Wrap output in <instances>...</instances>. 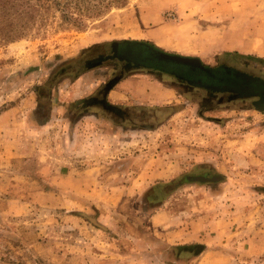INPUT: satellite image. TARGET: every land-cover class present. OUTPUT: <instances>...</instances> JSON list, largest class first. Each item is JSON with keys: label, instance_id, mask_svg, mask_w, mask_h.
Segmentation results:
<instances>
[{"label": "rangeland", "instance_id": "1", "mask_svg": "<svg viewBox=\"0 0 264 264\" xmlns=\"http://www.w3.org/2000/svg\"><path fill=\"white\" fill-rule=\"evenodd\" d=\"M26 2L0 37V264H264V105L144 72L107 96L128 121L79 103L121 41L264 83V0Z\"/></svg>", "mask_w": 264, "mask_h": 264}, {"label": "flooded vegetation", "instance_id": "2", "mask_svg": "<svg viewBox=\"0 0 264 264\" xmlns=\"http://www.w3.org/2000/svg\"><path fill=\"white\" fill-rule=\"evenodd\" d=\"M104 49L95 48L97 53L82 62L86 71L97 70L95 76L107 79L79 103H84L86 107H97L109 114L119 113L124 121H128L126 111L117 109V105L109 102L107 96L118 83L135 72L171 77L174 85L178 83L188 87L186 93H191L194 87L203 90L206 100L232 102L249 99L256 105H264V83L261 80L223 65L203 66L190 57L167 53L140 41L115 42L109 45V50ZM102 70L104 73H99Z\"/></svg>", "mask_w": 264, "mask_h": 264}, {"label": "trees", "instance_id": "3", "mask_svg": "<svg viewBox=\"0 0 264 264\" xmlns=\"http://www.w3.org/2000/svg\"><path fill=\"white\" fill-rule=\"evenodd\" d=\"M27 0H0V37L6 41H11L23 36V31L20 28H25L23 25L18 27L13 24L14 19H23L25 14H28L30 10H27L29 5ZM31 9V7H30ZM252 58V57H251ZM255 62L261 63L264 66V59L254 57Z\"/></svg>", "mask_w": 264, "mask_h": 264}, {"label": "crops", "instance_id": "4", "mask_svg": "<svg viewBox=\"0 0 264 264\" xmlns=\"http://www.w3.org/2000/svg\"><path fill=\"white\" fill-rule=\"evenodd\" d=\"M83 74H84V73H83ZM83 74H81V75L78 76V80L82 77ZM76 80H77V79H76ZM121 82H122V81H121ZM121 82H120V83H121ZM109 102H110V101H109ZM111 103H112V102H111ZM112 104H113V103H112Z\"/></svg>", "mask_w": 264, "mask_h": 264}, {"label": "water", "instance_id": "5", "mask_svg": "<svg viewBox=\"0 0 264 264\" xmlns=\"http://www.w3.org/2000/svg\"><path fill=\"white\" fill-rule=\"evenodd\" d=\"M189 178V177H187ZM200 181H207V179H202V178H199Z\"/></svg>", "mask_w": 264, "mask_h": 264}]
</instances>
